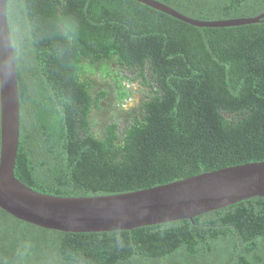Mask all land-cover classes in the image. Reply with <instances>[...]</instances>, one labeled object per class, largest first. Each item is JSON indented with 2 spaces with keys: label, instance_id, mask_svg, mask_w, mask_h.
I'll list each match as a JSON object with an SVG mask.
<instances>
[{
  "label": "trees",
  "instance_id": "1",
  "mask_svg": "<svg viewBox=\"0 0 264 264\" xmlns=\"http://www.w3.org/2000/svg\"><path fill=\"white\" fill-rule=\"evenodd\" d=\"M158 1L207 21L264 12V0ZM7 17L15 176L32 189L112 195L264 161V17L199 27L136 0H7ZM108 77L120 98L137 80L151 94L127 129L113 121L100 133L90 114ZM0 264H264V196L102 232L46 229L0 208Z\"/></svg>",
  "mask_w": 264,
  "mask_h": 264
},
{
  "label": "water",
  "instance_id": "2",
  "mask_svg": "<svg viewBox=\"0 0 264 264\" xmlns=\"http://www.w3.org/2000/svg\"><path fill=\"white\" fill-rule=\"evenodd\" d=\"M136 1L199 27L251 24L264 17L263 12L255 17L207 21L189 17L158 0ZM0 112V208L42 228L64 232L131 230L178 219L193 220L241 200L264 196V161L112 195L61 197L38 192L21 182L15 176L20 97L7 0H0Z\"/></svg>",
  "mask_w": 264,
  "mask_h": 264
},
{
  "label": "flooded vegetation",
  "instance_id": "3",
  "mask_svg": "<svg viewBox=\"0 0 264 264\" xmlns=\"http://www.w3.org/2000/svg\"><path fill=\"white\" fill-rule=\"evenodd\" d=\"M127 86L130 94L125 98H120L121 91L117 88V83L110 77L104 80L102 87L108 90V94L102 99L100 106L94 107L90 114L92 121L97 120L94 130L102 133L107 124L113 121L118 122L123 130L134 123L136 116L140 114L142 105L149 99L151 89L143 86L140 80L132 84L127 83Z\"/></svg>",
  "mask_w": 264,
  "mask_h": 264
}]
</instances>
